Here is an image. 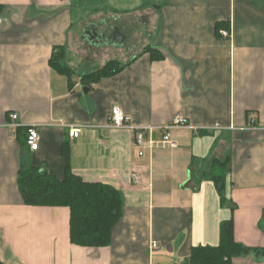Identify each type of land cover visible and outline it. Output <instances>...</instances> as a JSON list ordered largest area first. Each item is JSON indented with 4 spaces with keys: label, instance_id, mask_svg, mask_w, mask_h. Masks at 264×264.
<instances>
[{
    "label": "crops",
    "instance_id": "1",
    "mask_svg": "<svg viewBox=\"0 0 264 264\" xmlns=\"http://www.w3.org/2000/svg\"><path fill=\"white\" fill-rule=\"evenodd\" d=\"M0 19L3 264H188L194 248L219 246L229 220L237 243L264 249V0H0ZM60 51L71 79L51 64ZM111 61L118 74L83 81ZM115 106L136 126L182 115L201 130H173L177 148L138 157L133 132L110 127ZM32 125L37 151L27 145ZM65 145L75 175L123 194L108 247L71 244L69 208L23 200L20 171L63 179ZM225 159L222 205L214 182L198 179ZM232 264H264V253Z\"/></svg>",
    "mask_w": 264,
    "mask_h": 264
},
{
    "label": "trees",
    "instance_id": "2",
    "mask_svg": "<svg viewBox=\"0 0 264 264\" xmlns=\"http://www.w3.org/2000/svg\"><path fill=\"white\" fill-rule=\"evenodd\" d=\"M60 56L62 51L53 57L51 64L71 79L72 71L60 64ZM122 68L118 62L111 61L98 71L83 77V81L97 83L103 78L118 74ZM63 155L67 163L63 179L39 168L20 171L18 185L23 200L27 206L69 208L71 244L87 248L108 247L112 241L113 229L123 217V194L109 184L85 182L71 171L69 147L66 145ZM230 165V159L213 160L209 170L198 179L214 182L222 205L227 203L226 182ZM220 237L217 247L194 248L188 264H232L234 258L247 256L251 252L264 253V249H251L235 241L233 220L221 224ZM0 264H3L1 260Z\"/></svg>",
    "mask_w": 264,
    "mask_h": 264
},
{
    "label": "built area",
    "instance_id": "3",
    "mask_svg": "<svg viewBox=\"0 0 264 264\" xmlns=\"http://www.w3.org/2000/svg\"><path fill=\"white\" fill-rule=\"evenodd\" d=\"M68 1V0H64ZM2 19H0V23ZM225 37L229 36V33L226 31L221 32ZM11 123L8 125L10 129L20 128V125L17 124L19 116L13 114L10 116ZM110 127L114 129H130L135 137L134 146L137 149L138 157H143L146 153V150L154 151L155 149H175L177 148V143L173 140L171 132L177 129H188L192 128L189 119L185 116L178 115L171 124L165 126H136L133 125L131 117L126 115L123 109L120 106L113 107L110 114ZM256 119L253 117L251 123L255 124ZM195 131L201 129L192 128ZM224 128L219 124L202 129L204 132H213V131H222ZM201 131V132H202ZM159 134L160 137L157 138L156 135ZM69 135L72 139L78 138L80 136V129L75 126L69 127ZM41 135H40V126L32 125L27 127V145L31 151H37L40 146ZM133 181L135 184L139 183V176L133 174ZM157 247V242L153 241L151 248L155 249Z\"/></svg>",
    "mask_w": 264,
    "mask_h": 264
},
{
    "label": "rangeland",
    "instance_id": "4",
    "mask_svg": "<svg viewBox=\"0 0 264 264\" xmlns=\"http://www.w3.org/2000/svg\"><path fill=\"white\" fill-rule=\"evenodd\" d=\"M76 16H77V15H76ZM75 63H76V66H77V59H76Z\"/></svg>",
    "mask_w": 264,
    "mask_h": 264
}]
</instances>
